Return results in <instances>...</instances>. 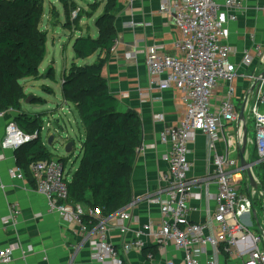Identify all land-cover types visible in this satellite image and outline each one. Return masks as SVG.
Listing matches in <instances>:
<instances>
[{"label": "crops", "instance_id": "0c3cea01", "mask_svg": "<svg viewBox=\"0 0 264 264\" xmlns=\"http://www.w3.org/2000/svg\"><path fill=\"white\" fill-rule=\"evenodd\" d=\"M165 1L169 0L121 1L116 11L115 20L118 34L117 44L103 68V75L108 81L111 93L118 100L121 110L124 112L132 110L137 113L143 128L142 147L132 171V203L119 211L126 210L131 213L132 220L128 224L129 230L121 233L112 226V222L110 224V240L119 250L120 257L125 264H167L168 261L184 264L182 252L176 250L172 244H168L166 250L162 252L157 240L152 236L143 238L145 242L143 249L133 250L127 255L123 251L124 246L132 243L144 226L150 224L158 228L161 224L162 216L159 206L149 202V197L154 195L161 186L162 174L169 168L164 157L169 154L170 148L161 142L160 134L165 128L179 124L186 112L181 100L182 94L174 88L167 92L160 91L157 87V80L151 76L146 64L147 55L155 46L163 47L160 53L173 56L175 44L181 38V32L177 28L174 14L161 11V5ZM215 1L220 5H224L226 2V0ZM243 2L244 9L237 13V21L228 26L230 32L228 43L233 49L230 61L236 66L240 74L232 85L235 92L233 101L237 108L238 105H241V110L245 108V112H247L253 105L256 96L254 78L264 73V0H243ZM94 33H97L98 36L99 31L95 24L93 27L86 24L77 31L73 38L92 37ZM71 40L72 38L70 42ZM247 53L251 54L252 57L250 65L243 64L244 54ZM73 54L74 61L77 63L78 61L86 62L89 60L95 63L97 60V54L87 60H76L74 50ZM134 55L136 58L128 59ZM48 62L50 64L42 72L40 71V74H45L49 66L53 64L55 81L43 79L40 82L41 86L51 88L53 93H45L49 99L41 97L40 102L33 103L31 101L33 98H30L26 86L31 81L32 86H36V80L26 79L25 84L21 81L24 92L28 96L21 103L22 111L31 117L38 116L37 120L43 123V130L44 117H52L56 123V129L65 135V133L68 134V129L71 126L66 111L68 106L74 107L73 104L64 100L62 91L63 71L69 66L59 71L55 59ZM54 82L59 85L57 86L58 95L62 98V103L56 104L55 109L50 108L52 104L55 105L53 97L57 95L53 88ZM227 91L228 85L224 83L216 88L213 95L215 106L220 105L226 97ZM145 95L148 96L144 97ZM246 97L247 102L245 101ZM47 105L49 106L44 110ZM40 108L42 111L37 112ZM261 110L264 111V105L261 106ZM159 116L163 118V121L156 120ZM16 117L17 113L14 111L0 114V156H3L0 160V186L4 187H0V248H15L14 260L11 264H98L94 261L90 248L89 235L94 229L88 230V233L83 232L74 218H63L57 212H50L46 197L36 189L30 169L25 172V180L12 178L10 171L18 166L17 150H4L1 143L8 123L14 121ZM245 126L247 143L244 153L242 152L243 143L241 146L239 144L237 149L228 145L233 141L237 142V131L240 128H242L244 137V124L239 122L224 129L223 138L217 144V153L224 154L228 147L231 150L232 160L237 163L235 172L238 177L249 179L245 170L246 168L252 169L255 182L259 185V177H257L256 172L260 173L258 168L261 163L254 159V154L257 153L255 122L250 124L246 118ZM82 130L84 142L85 130L83 126ZM72 138L73 136H70L71 140L64 142L66 138L59 136L60 142H64L61 145L63 147L61 154H66L64 147L69 142H74ZM207 141L206 135L199 134L196 141L189 147V160L192 163L189 178H206L214 172V164L208 160ZM42 142L47 147L43 135ZM55 142L56 138L52 137L51 144L53 145ZM55 155L54 157L57 156ZM66 156L64 158L57 156V159L69 158L68 155ZM242 157L254 167L251 168V165L242 167ZM69 177L71 178V176ZM240 185L241 193L245 196L251 189H255L250 184V180L247 182L245 179ZM197 192L201 198L193 199L190 202L189 219L192 223L203 222L208 211L214 212L216 209L214 195L217 192V185L215 183L208 184L205 181L197 189ZM257 200H261V198ZM257 200L254 201V209L251 214L245 215L242 221L255 236H261L264 232V212L258 207ZM13 204H18L21 209V216L18 218L16 226L13 223H4ZM83 210L86 211V208ZM246 244L250 247L252 242L248 241ZM259 246L264 248L263 243ZM243 249V244H240L239 250L242 251ZM144 250L149 251L147 255L144 254ZM151 254L154 256L152 260L148 259V255ZM221 262L222 264L228 262L225 255H222ZM236 263L241 264L239 260Z\"/></svg>", "mask_w": 264, "mask_h": 264}, {"label": "built area", "instance_id": "2783aa9c", "mask_svg": "<svg viewBox=\"0 0 264 264\" xmlns=\"http://www.w3.org/2000/svg\"><path fill=\"white\" fill-rule=\"evenodd\" d=\"M244 9L243 0H226L224 5L215 0H169L161 5L163 13L174 14L181 38L175 44V54L160 53L162 46L155 48L147 55L146 64L157 87L162 92L173 88L181 94L186 112L176 126L167 127L160 134V140L170 148L164 160L168 170L161 176L159 190L149 197V202L159 206L162 220L160 226L146 225L137 238L123 248L124 254L141 250L145 246V236L154 237L164 252L168 244L184 254V264H222L225 255L228 262L224 264H264V232L255 236L242 219L251 214L256 197L264 194L251 189L248 195L241 193L240 183L248 178H240L235 172L237 163L231 158L227 147L224 154L217 153V144L223 138L224 129L239 122L240 111L234 99L235 80L240 76L230 57L233 49L230 46L228 26L236 22L237 13ZM77 16L74 12L72 18ZM114 50V49H113ZM136 56L129 57L134 59ZM251 54H244L243 64L250 65ZM256 96L250 114L256 127L255 147L259 162L264 165V78L255 77ZM227 84L228 91L220 105H214V91L220 84ZM148 95H145L146 97ZM247 97L245 101L247 102ZM156 120L163 121L161 116ZM199 134L207 136L208 160L214 164V172L206 178H189L192 163L189 160V147ZM36 136L24 133L17 123L11 121L6 127L1 147L4 150H18L32 142ZM237 142L228 144L238 148L243 143V131H237ZM3 156H0V160ZM30 172L37 191L46 197L50 212H57L63 218L72 217L88 233L83 224V217L88 215L97 221L89 235L93 259L98 264H125L119 250L110 240V224L121 233L129 230L128 224L132 215L121 211L109 219L101 217L98 210H83L69 202L66 166L57 158L31 164ZM246 171V170H245ZM13 179L25 180V172L19 166L11 169ZM215 183L217 192L214 195L216 209L208 211L203 222L192 223L189 219L193 199H200L197 189L203 182ZM4 188L3 186H0ZM209 195V193H208ZM21 216L18 204L10 207L4 223L17 225ZM252 242L248 247L247 242ZM243 244V250H239ZM15 248H0V264H11ZM148 259L154 256L148 255ZM167 264H176L168 261Z\"/></svg>", "mask_w": 264, "mask_h": 264}, {"label": "trees", "instance_id": "16d2710c", "mask_svg": "<svg viewBox=\"0 0 264 264\" xmlns=\"http://www.w3.org/2000/svg\"><path fill=\"white\" fill-rule=\"evenodd\" d=\"M121 1L105 0L103 13L95 22L97 38L80 37L73 43L76 60L97 54L96 62L79 66L74 61L65 68L62 78L63 98L74 105L85 130L79 167L68 180L69 202L86 211L98 210L104 219L132 203V171L143 143L138 114L121 110L103 75L118 40L115 20ZM61 2L69 27L74 25V12L79 18L87 14L81 7L70 8L67 1ZM44 15L43 0H0V114L16 112L14 122L26 134L36 136L16 151L18 166L24 172L35 162L55 158L42 142L43 123L38 116L24 114L21 104L28 97L21 81H55L53 64L40 74L48 42V33L41 29ZM46 90L52 93L51 88ZM70 159L60 160L66 166ZM254 159L259 160L257 153ZM258 170V190L264 192V165ZM83 224L93 230L97 221L85 215ZM148 252L144 250V254Z\"/></svg>", "mask_w": 264, "mask_h": 264}, {"label": "rangeland", "instance_id": "374dc122", "mask_svg": "<svg viewBox=\"0 0 264 264\" xmlns=\"http://www.w3.org/2000/svg\"><path fill=\"white\" fill-rule=\"evenodd\" d=\"M65 1H67L70 8L81 7L85 10L87 14H85L81 18L76 16L73 19L74 25L69 27L65 16L64 5L62 4L61 0H43L45 15L43 22L41 24V29L47 31L48 42H47L46 58L40 67L41 72L42 70L46 69V66L50 64L48 61H50L51 59L56 60L59 71L64 70V67L70 66L72 64V62L74 61V54L72 50L73 42L75 41V39L80 38V37L73 38V36L77 33V31H79L82 28V26H85L86 24H89V26L93 27L96 22V19L103 13L105 6V0H65ZM73 12L74 10L72 9L71 14ZM71 38L72 40L70 42ZM92 38H97V33H94L92 35ZM54 41H55V46H54ZM92 63L93 61L89 60L86 62L78 61L77 64L79 66H83V65H90ZM40 81L41 80L35 81L37 82L35 83L36 86H32L31 84L32 81L26 86L28 88V92L30 93L29 95L31 96L30 98H33L31 100L33 103L40 102L41 97L43 99H49L48 96L46 95L48 93L46 88L48 87L44 85L41 86L42 81L41 82ZM25 82H26L25 80L22 81L23 84H25ZM57 86L59 85H57V83L54 82L53 88L57 93V95L53 97V102H55V105L52 104V106H50V108H54V109L56 108V104L62 103V98L60 95H58ZM48 106L49 105H47L44 108V110L47 109ZM38 110L39 111L37 112L42 111L41 108ZM238 110L241 112V105H238ZM66 113H68V118L70 120L69 124L71 125L68 129V134L65 133V135H63L59 130L56 129L57 128L56 123L54 122V119L52 117H44V130L42 132V135L44 140L46 141L49 151L54 155L56 154L57 156H59V158L67 157L66 154L64 153L61 154L63 152V147H61V145H63L64 142H66L67 140H71L70 136L71 137L73 136L72 141L74 140V142L72 143L74 144V148H73L74 156L66 164V173L67 174L70 173L69 176H72V174L77 170L80 161L79 158L81 155V146L83 142V130L79 120V116L75 108L68 106ZM246 118L248 119L250 124H254L253 117L250 113L248 115L246 113ZM59 136L66 138L64 142L63 141L60 142ZM52 137L56 138V142L53 143V145L49 144ZM64 152H65V148H64ZM57 156L55 158H57ZM256 174L258 173L256 172ZM257 194H259L258 191ZM257 199L258 197H256L255 200ZM257 201L256 202L258 207H260L262 212H264V201L263 200H257Z\"/></svg>", "mask_w": 264, "mask_h": 264}, {"label": "water", "instance_id": "95a60500", "mask_svg": "<svg viewBox=\"0 0 264 264\" xmlns=\"http://www.w3.org/2000/svg\"><path fill=\"white\" fill-rule=\"evenodd\" d=\"M262 78H264V73L261 75ZM245 108H242L240 114H239V123H242L244 124V137H243V148H242V152L245 151L246 149V143H247V132H246V116H245ZM51 141H52V138L50 140V143L51 144ZM73 146L74 144L73 143H69V144H66V146L64 147L65 148V153L66 155H68L69 158H71L74 154V151H73ZM244 153V152H243ZM251 165V168H253L254 166H252V164L248 163L244 157L241 158V166L242 167H249ZM246 173L249 177V180H250V184L255 187V189L257 191L258 190V184L255 182V179H254V176H253V173H252V169H249V168H246ZM261 192V191H259ZM264 194V192H262Z\"/></svg>", "mask_w": 264, "mask_h": 264}, {"label": "bare ground", "instance_id": "6f19581e", "mask_svg": "<svg viewBox=\"0 0 264 264\" xmlns=\"http://www.w3.org/2000/svg\"><path fill=\"white\" fill-rule=\"evenodd\" d=\"M250 110H251V106H250L249 110L246 112L247 115L250 113ZM246 113H245V114H246Z\"/></svg>", "mask_w": 264, "mask_h": 264}]
</instances>
